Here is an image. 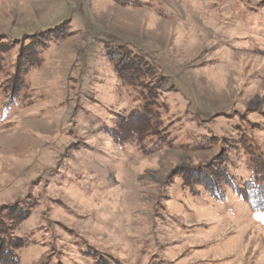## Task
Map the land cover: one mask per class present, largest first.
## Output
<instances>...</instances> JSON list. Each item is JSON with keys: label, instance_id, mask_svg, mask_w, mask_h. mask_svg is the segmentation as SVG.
I'll return each mask as SVG.
<instances>
[{"label": "rangeland", "instance_id": "1", "mask_svg": "<svg viewBox=\"0 0 264 264\" xmlns=\"http://www.w3.org/2000/svg\"><path fill=\"white\" fill-rule=\"evenodd\" d=\"M48 28L0 115V206L31 203L15 264H264L263 214L178 175L221 160L237 185L264 160V0H0L4 69ZM122 44L156 67L154 103L117 79ZM150 107L156 134L111 137Z\"/></svg>", "mask_w": 264, "mask_h": 264}, {"label": "trees", "instance_id": "2", "mask_svg": "<svg viewBox=\"0 0 264 264\" xmlns=\"http://www.w3.org/2000/svg\"><path fill=\"white\" fill-rule=\"evenodd\" d=\"M63 36H65L64 32H55L52 28L30 34L29 40L18 49L14 62L8 70L2 66L0 48V115L23 100L28 85V72L41 63V53L48 46L49 41ZM123 48L122 44L107 49V59L113 66L117 79L120 82L135 84L147 89L146 96L154 103L155 97L164 84L158 79L161 85L153 86V80L157 77L156 67L150 65L138 54L123 52ZM145 101L147 100L144 99V103ZM154 111L150 107L147 110L132 111L127 116H122V119L113 125L111 137L118 142H123L129 139L132 130L135 129L140 132L146 129L151 131V134H156L159 131L158 116ZM139 116L141 119H138ZM139 122L144 123L143 127L139 126ZM135 125L138 128H133ZM255 160L251 163L254 168L252 167L249 177L247 176L237 185H235L236 179L233 174L226 170L225 162L221 160L199 169L193 167L185 169L178 175L181 176L183 184L188 186L189 190L195 191V187L200 185L212 197L220 200L226 199L225 188H233L236 194L251 204L252 210L264 216V160H259V162ZM30 207L31 203L22 202L0 206V264H15L19 261V250L24 245V240L15 233V230L27 217Z\"/></svg>", "mask_w": 264, "mask_h": 264}]
</instances>
